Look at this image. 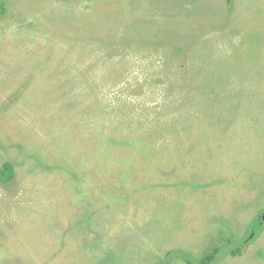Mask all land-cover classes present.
<instances>
[{"label":"rangeland","instance_id":"1","mask_svg":"<svg viewBox=\"0 0 264 264\" xmlns=\"http://www.w3.org/2000/svg\"><path fill=\"white\" fill-rule=\"evenodd\" d=\"M0 264H264V0H0Z\"/></svg>","mask_w":264,"mask_h":264},{"label":"trees","instance_id":"2","mask_svg":"<svg viewBox=\"0 0 264 264\" xmlns=\"http://www.w3.org/2000/svg\"><path fill=\"white\" fill-rule=\"evenodd\" d=\"M14 177V166L12 163H6L1 169H0V181L1 182H10ZM220 248L217 247L211 252H209L202 260L201 264H212L217 255L220 252ZM189 264H193L192 262H189Z\"/></svg>","mask_w":264,"mask_h":264}]
</instances>
